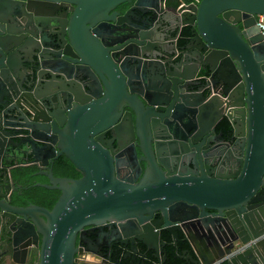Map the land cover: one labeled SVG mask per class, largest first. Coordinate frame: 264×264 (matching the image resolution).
Listing matches in <instances>:
<instances>
[{
    "label": "water",
    "instance_id": "95a60500",
    "mask_svg": "<svg viewBox=\"0 0 264 264\" xmlns=\"http://www.w3.org/2000/svg\"><path fill=\"white\" fill-rule=\"evenodd\" d=\"M258 14L264 0H0V247L12 262L165 264L166 245L186 242L179 264H264ZM128 146L147 164L140 179L141 167L117 172ZM62 154L80 177L54 174ZM27 163L61 190L51 209L13 202L11 168Z\"/></svg>",
    "mask_w": 264,
    "mask_h": 264
},
{
    "label": "trees",
    "instance_id": "16d2710c",
    "mask_svg": "<svg viewBox=\"0 0 264 264\" xmlns=\"http://www.w3.org/2000/svg\"><path fill=\"white\" fill-rule=\"evenodd\" d=\"M189 30L185 28L178 42L183 45L186 43V35ZM229 122L225 119L221 126H227ZM40 169L36 164H16L11 168V176L16 184L13 192V202L19 205L38 204L51 209L58 200L61 190L58 188H50L44 186L49 183L47 175L39 172ZM53 171L56 176H67L78 178L82 173L77 170L71 160L64 154L55 159L53 163ZM163 238L168 242L172 241L169 232H163ZM186 242H181L178 247L172 243L166 245V261L165 264H179L183 261L179 257V253L188 248Z\"/></svg>",
    "mask_w": 264,
    "mask_h": 264
},
{
    "label": "flooded vegetation",
    "instance_id": "af4514ba",
    "mask_svg": "<svg viewBox=\"0 0 264 264\" xmlns=\"http://www.w3.org/2000/svg\"><path fill=\"white\" fill-rule=\"evenodd\" d=\"M20 22H18L17 20H15V21H13V25H15L16 27H21V30L23 31H25V29H27V27L26 28H24V26H21L20 24H19ZM29 30H31V32H32V34H34V35H36V34H39L40 32H39V29L37 28V27H35V26H29V28H28ZM182 36V35H181ZM180 36V37H181ZM179 37V38H180ZM46 38L49 40V37H47L46 36ZM225 119H227L228 120V118L227 117H224L223 119H221L219 122H218V124H217V126H216V130H217V132L219 133V132H221L222 133V135H223V137H224V139L225 140H227L228 141V139L230 138V136L232 135V126H231V124H230V122H229V120H228V122H229V125L227 124V126H221V123L225 120ZM148 124L146 123V124H144V126L142 127V130H141V137H144V139H145V137L147 138L148 137V139L151 137L150 136V131H149V128H148ZM110 134L108 133V136H109ZM151 140V139H150ZM149 140V141H150ZM129 142H131V140H128L127 139V144L129 143ZM129 147V146H128ZM130 148V147H129ZM223 148H227V147H223ZM131 150V151H130ZM171 156V155H170ZM140 157H141V154H140V152L138 153V156L136 157L135 155H134V153L132 152V149L130 148L129 149V152H124L123 154H121L120 156H119V160H120V164H119V168H118V170H117V172H119V174L122 176V177H132V178H135V177H137V175H138V173H139V171H140V167H141V169H142V172L140 173V175H139V179L142 177V174H143V172H144V170H145V168H146V166H147V164L145 163V162H143L141 159H140ZM171 161H172V158H171ZM173 166H174V164H171V167L173 168ZM122 244H116L115 246H112L111 245V249L112 248H117V247H119V246H121ZM8 249H9V246L8 245H4V244H2V246L0 247V261H3L5 258H9L10 259V261L12 262V258L9 256V254H8ZM119 254H120V251H118V252H114V254H113V256L114 257H118L119 256ZM31 261H34V260H31ZM12 263H14V262H12ZM32 263V262H31Z\"/></svg>",
    "mask_w": 264,
    "mask_h": 264
},
{
    "label": "built area",
    "instance_id": "2783aa9c",
    "mask_svg": "<svg viewBox=\"0 0 264 264\" xmlns=\"http://www.w3.org/2000/svg\"><path fill=\"white\" fill-rule=\"evenodd\" d=\"M257 25L260 28V31L262 32V35L264 37V14H258L257 15ZM29 264H39L38 262H32Z\"/></svg>",
    "mask_w": 264,
    "mask_h": 264
},
{
    "label": "crops",
    "instance_id": "0c3cea01",
    "mask_svg": "<svg viewBox=\"0 0 264 264\" xmlns=\"http://www.w3.org/2000/svg\"><path fill=\"white\" fill-rule=\"evenodd\" d=\"M31 262H34V261H31ZM0 264H16V263H12L9 258H5L3 261H0Z\"/></svg>",
    "mask_w": 264,
    "mask_h": 264
}]
</instances>
